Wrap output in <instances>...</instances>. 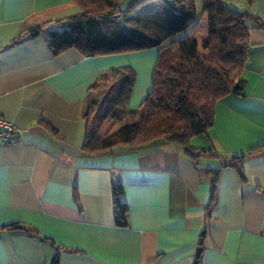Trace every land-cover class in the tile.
Segmentation results:
<instances>
[{
    "label": "crops",
    "instance_id": "1",
    "mask_svg": "<svg viewBox=\"0 0 264 264\" xmlns=\"http://www.w3.org/2000/svg\"><path fill=\"white\" fill-rule=\"evenodd\" d=\"M233 2L248 28L242 89L216 101L190 157L161 138L84 153L88 97L117 64L112 55L126 51L53 55L45 32L80 13L78 1L0 0V115L23 129L19 142L0 146V264H51L54 255L57 264H194L202 231L199 264H264V151H247L264 144V0ZM33 26L40 32L29 36ZM187 37L204 51L206 37ZM151 55L126 109L152 89L158 50ZM126 117L110 135L138 119ZM113 183L123 190V225Z\"/></svg>",
    "mask_w": 264,
    "mask_h": 264
},
{
    "label": "trees",
    "instance_id": "2",
    "mask_svg": "<svg viewBox=\"0 0 264 264\" xmlns=\"http://www.w3.org/2000/svg\"><path fill=\"white\" fill-rule=\"evenodd\" d=\"M77 1L80 13L63 21L58 28L45 32L53 55L69 48L90 56L159 47L152 73V89L137 110L121 106L132 90L134 72L128 66L109 70L120 78L122 84L117 104L105 116L120 121L131 113L138 116L136 121L126 124L116 135L98 137L92 129L90 117L96 98L88 97L84 113V153L101 154L119 143L138 147L161 138L195 157L189 142L191 136L211 127L218 99L229 93H240L242 89V70L249 46L245 13L220 0H202L203 14L208 15L210 26L208 36L200 44L204 51H200L198 41L185 34L197 19L192 0H128L125 8L109 0ZM39 32L40 27L33 26L27 34L35 36ZM181 33L184 34L176 36ZM106 75L101 74L97 81ZM260 150L264 151V144L247 151ZM241 156L235 157L234 165ZM216 176L215 172L207 215L214 206ZM122 193L121 184L113 183L117 225L126 223L127 208L120 200ZM9 228L25 229L19 224H11ZM199 256L196 264H199ZM57 261L58 256L54 255L51 264H57Z\"/></svg>",
    "mask_w": 264,
    "mask_h": 264
},
{
    "label": "rangeland",
    "instance_id": "3",
    "mask_svg": "<svg viewBox=\"0 0 264 264\" xmlns=\"http://www.w3.org/2000/svg\"><path fill=\"white\" fill-rule=\"evenodd\" d=\"M112 3H116L118 7L125 8L128 0H109ZM195 3L196 7V20L193 22L189 28L185 31V34L191 35L193 37H207L209 32V18L206 14H203L202 10V0H192ZM222 3L232 7L233 0H220ZM230 3V4H229ZM176 34V36L183 35ZM195 35V36H194ZM156 50L159 52V47H150L146 49L140 50H132L126 51L125 53H118L119 55H112L113 62L117 64H113V67H123L128 66L133 72L134 75L136 73V84H138L139 80L145 79V69L147 65L151 63V57L153 53H156ZM145 55V56H144ZM115 56V57H113ZM119 56H124V60H119ZM158 56V55H157ZM122 62V63H119ZM137 64L138 68H135L134 65ZM144 70V71H143ZM105 73V77L102 80H99L97 86L91 93V97L96 98V104L94 111L90 114L91 117V126L94 129L96 135L98 137H105L110 135L114 129L116 128L117 121L109 119L105 116L106 112L111 108L115 107L117 94L119 88L122 84L120 78L111 74L110 71L103 72ZM135 83V78H134ZM128 121L133 117L134 119L138 117L137 115L133 116L131 113L127 115ZM126 117V118H127Z\"/></svg>",
    "mask_w": 264,
    "mask_h": 264
},
{
    "label": "built area",
    "instance_id": "4",
    "mask_svg": "<svg viewBox=\"0 0 264 264\" xmlns=\"http://www.w3.org/2000/svg\"><path fill=\"white\" fill-rule=\"evenodd\" d=\"M22 133V128L0 115V146L19 142Z\"/></svg>",
    "mask_w": 264,
    "mask_h": 264
},
{
    "label": "water",
    "instance_id": "5",
    "mask_svg": "<svg viewBox=\"0 0 264 264\" xmlns=\"http://www.w3.org/2000/svg\"><path fill=\"white\" fill-rule=\"evenodd\" d=\"M203 234H204V232L202 231V232L200 233V235L203 236ZM201 242H202V238L200 239L199 245L196 247V250H195V259H194V261H193L194 264H196V262H197V257L199 256V254H200V252H201V249H202L201 246H200Z\"/></svg>",
    "mask_w": 264,
    "mask_h": 264
}]
</instances>
